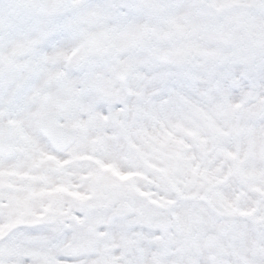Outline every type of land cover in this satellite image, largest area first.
Listing matches in <instances>:
<instances>
[{"label": "snow or ice", "instance_id": "snow-or-ice-1", "mask_svg": "<svg viewBox=\"0 0 264 264\" xmlns=\"http://www.w3.org/2000/svg\"><path fill=\"white\" fill-rule=\"evenodd\" d=\"M0 264H264V0H0Z\"/></svg>", "mask_w": 264, "mask_h": 264}]
</instances>
